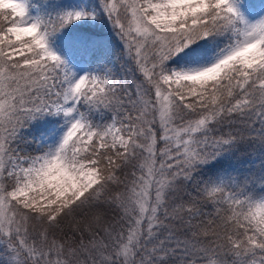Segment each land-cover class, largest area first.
Returning <instances> with one entry per match:
<instances>
[{"label": "snow or ice", "instance_id": "snow-or-ice-1", "mask_svg": "<svg viewBox=\"0 0 264 264\" xmlns=\"http://www.w3.org/2000/svg\"><path fill=\"white\" fill-rule=\"evenodd\" d=\"M0 264H264V0H0Z\"/></svg>", "mask_w": 264, "mask_h": 264}]
</instances>
